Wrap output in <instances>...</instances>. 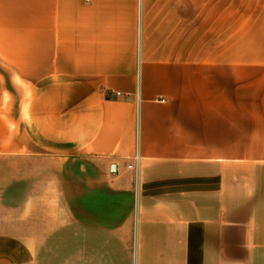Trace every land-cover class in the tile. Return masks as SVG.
Wrapping results in <instances>:
<instances>
[{"label": "crops", "instance_id": "crops-1", "mask_svg": "<svg viewBox=\"0 0 264 264\" xmlns=\"http://www.w3.org/2000/svg\"><path fill=\"white\" fill-rule=\"evenodd\" d=\"M0 182V264H264V0H0Z\"/></svg>", "mask_w": 264, "mask_h": 264}, {"label": "built area", "instance_id": "built-area-1", "mask_svg": "<svg viewBox=\"0 0 264 264\" xmlns=\"http://www.w3.org/2000/svg\"><path fill=\"white\" fill-rule=\"evenodd\" d=\"M139 159H140V157H139V154L137 153V154L134 156V161H135V162H138ZM133 166H134V164H130L128 167H129V168H133Z\"/></svg>", "mask_w": 264, "mask_h": 264}, {"label": "rangeland", "instance_id": "rangeland-1", "mask_svg": "<svg viewBox=\"0 0 264 264\" xmlns=\"http://www.w3.org/2000/svg\"><path fill=\"white\" fill-rule=\"evenodd\" d=\"M5 184V183H4ZM2 182H0V185L2 186V185H4Z\"/></svg>", "mask_w": 264, "mask_h": 264}]
</instances>
